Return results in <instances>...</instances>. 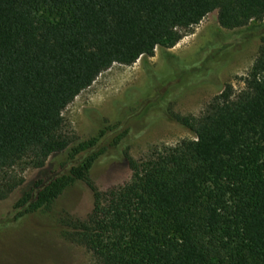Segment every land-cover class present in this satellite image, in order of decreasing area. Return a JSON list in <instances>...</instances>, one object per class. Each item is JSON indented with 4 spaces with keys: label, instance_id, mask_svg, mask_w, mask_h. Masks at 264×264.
I'll use <instances>...</instances> for the list:
<instances>
[{
    "label": "trees",
    "instance_id": "16d2710c",
    "mask_svg": "<svg viewBox=\"0 0 264 264\" xmlns=\"http://www.w3.org/2000/svg\"><path fill=\"white\" fill-rule=\"evenodd\" d=\"M213 11L230 32L217 29L220 44L191 56L163 51L175 66L188 63L180 79L166 83L145 63L142 84L112 102L110 120L98 118L100 132H115L112 140L97 147L104 133L80 139L68 130L64 109L103 71L174 46ZM262 29L264 0H0V174L20 165L44 173L21 189L11 176L0 184V228L10 226L3 215L15 221L48 212L77 184L92 209L85 218L62 217L61 234L97 264H264V35L245 87L221 82ZM152 84L167 87L151 95ZM213 85L221 89L201 115L172 110L186 92ZM159 121L194 138L135 159L130 144ZM65 151L88 155L46 170ZM115 159L132 177L102 190L91 171Z\"/></svg>",
    "mask_w": 264,
    "mask_h": 264
},
{
    "label": "rangeland",
    "instance_id": "374dc122",
    "mask_svg": "<svg viewBox=\"0 0 264 264\" xmlns=\"http://www.w3.org/2000/svg\"><path fill=\"white\" fill-rule=\"evenodd\" d=\"M217 29L230 32L221 27L217 11H213L207 14L200 23L189 28L184 37L174 46L165 49L166 47L160 45L156 47L153 56H142L131 65L114 63L64 109L66 127L71 133L77 134L80 139H88L104 133L100 132L98 124L103 119L110 120L113 114L112 102L123 97L128 87L142 84L145 63H149L155 72L162 73L166 83L175 78L180 79L183 71L190 69L188 63L186 66L181 64L175 66L173 62L169 63L168 53L163 55V51H170L183 57L191 56L192 51H201L205 45L213 43L216 47L221 42V35L217 33ZM263 35L264 29L260 32L256 31L243 48L232 57L221 72L222 84H233L236 92L245 87L244 79L259 53ZM168 64L170 71L167 69ZM161 85L163 86L158 89L160 85L152 84L149 94L154 95L155 91L163 92L167 85ZM220 89L215 85L196 87L173 102L172 110L182 115L199 116ZM142 95L147 96L148 94L143 92ZM151 95L147 97L151 98ZM96 111L101 115H98ZM124 116L121 118L125 119ZM114 134V131L107 129L99 138L97 147H100L106 139L112 140ZM185 138H194V133L183 126L159 121L147 133L130 144L129 152L135 159H146L156 147L172 146ZM69 153L65 151L53 157V160L48 161L46 170L62 171L64 161H68L67 167L69 168L88 155L84 152L72 159ZM132 174L133 171L128 165L121 159H115L96 164L90 176L98 188L106 190L129 181ZM43 175L42 168L20 165L7 173H1L0 184H4L6 179L10 180L11 176L12 179L22 181L17 188L21 189L20 187H25L29 182ZM92 203L90 193L74 184L56 199L48 212L29 214L15 221L10 218V214L3 215L4 220L2 221H10V226L5 225L0 228V264H97L92 253L85 246L63 237L59 222L67 215L85 218L92 209Z\"/></svg>",
    "mask_w": 264,
    "mask_h": 264
}]
</instances>
